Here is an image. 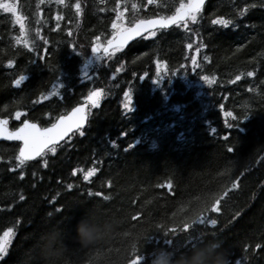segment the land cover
I'll return each mask as SVG.
<instances>
[{
    "label": "trees",
    "instance_id": "1",
    "mask_svg": "<svg viewBox=\"0 0 264 264\" xmlns=\"http://www.w3.org/2000/svg\"><path fill=\"white\" fill-rule=\"evenodd\" d=\"M0 2L16 4L34 44L29 51L17 43L19 24L0 9L2 117L19 111L31 121L49 122L86 101L90 91L104 93L100 108L92 109L86 134L57 147L55 155L48 153V167L39 159L15 168L17 145H0V236L14 230L0 264H29L41 233L57 223L70 230L93 204L101 205L106 215L125 218L130 234L148 233L137 253L140 264H149L155 249L187 250L208 240L229 251L231 264H264V0H210L188 29L159 30L102 61L90 50L94 43L111 39L117 10L124 13L125 26H131L140 19L174 14L182 0H65L67 7L55 0ZM77 2L83 9L80 16ZM57 14L64 17L59 29ZM219 18L233 23L228 28L211 23ZM201 44L206 47L197 54ZM45 48L49 56L39 60ZM193 56L199 68L193 69ZM9 60L12 68L7 67ZM249 71L255 75L249 77ZM20 75L28 81L16 88L13 82ZM237 75L241 79L231 83ZM202 76H215L216 82L208 85ZM53 81L59 94L38 105ZM130 89L131 111L126 112L124 92ZM230 145L232 153L227 151ZM92 168L98 171L85 181ZM237 178L240 186L221 201L220 213H206L218 220L215 228L182 230L204 201L231 189ZM169 182L171 189L159 187ZM132 243L136 241L122 236L104 249L108 264H118ZM94 255L80 253L79 264H90Z\"/></svg>",
    "mask_w": 264,
    "mask_h": 264
},
{
    "label": "snow or ice",
    "instance_id": "2",
    "mask_svg": "<svg viewBox=\"0 0 264 264\" xmlns=\"http://www.w3.org/2000/svg\"><path fill=\"white\" fill-rule=\"evenodd\" d=\"M55 2L59 5H64L67 7L68 5L65 3V0H55ZM104 0H101L103 3ZM155 0H148L149 4L154 3ZM40 3H44V0H40ZM205 5V0H187V2H182L176 7L175 12L171 16H160L159 18L154 19H140L135 21L132 26H125L124 24V13L120 11H116V19L112 21L111 28L113 30L111 39L107 41V47H103V52L108 55L109 49L120 50L124 47L125 44L128 43L133 37L140 36L142 33L148 32L151 36H156V31L154 29H167L171 25H176L178 27H182L184 29H188L189 22L192 24L197 23L198 17ZM119 4H117V9H119ZM39 7V4L37 5ZM76 15L80 16L83 12L82 6L79 2L75 5ZM137 5L133 4V10L137 9ZM0 9H3L4 12L12 13L15 16L16 23L19 24L20 33L21 35L16 38L17 43L23 42L24 46L28 48L29 51H34V44L28 38V31L25 27V23L20 15L17 14V6L14 3H5L0 2ZM103 11V9H100ZM247 11V9H245ZM244 13L241 12L240 15ZM57 21L56 28L59 29V21L63 20L64 17L57 14L55 17ZM213 25H220L223 28H228L229 25L233 23L232 20L228 19H213L211 21ZM39 29H37V35H39ZM71 35V32H69ZM147 38V37H146ZM43 39V37H41ZM96 41L100 40V37L97 36ZM49 42L48 40H44V44L47 45ZM188 49H192V44L189 43L187 45ZM202 47H206V45L201 44L196 48V53L199 54L200 49ZM102 46L99 43H94L91 52L95 56L98 61L103 60V56L99 55ZM75 50V48H73ZM79 54V52H78ZM49 56V49L45 48L43 55L38 53V59L44 60ZM205 60L209 58L207 56L204 57ZM36 63V61H33ZM192 65L193 69L199 68L200 65L198 64L196 56L192 57ZM8 68L13 67V61L9 60L7 64ZM249 77L255 75L254 72L249 71L247 73ZM201 79L207 83L208 85H212L216 82V77L212 76H202ZM241 79L240 75L235 77L234 81L231 83H235ZM28 81L27 75H20L18 79L14 80V86L20 88L23 84ZM251 91V89H249ZM58 92V85L53 84V91L48 93L47 96H42V100H46L49 96H57ZM104 93L102 89L96 91H90L88 96L86 97V101L83 105L77 106L72 109V111L67 115H61L57 122L52 123L50 127H40L36 123L30 122L28 119H24L22 122V126L16 128L15 130H10L8 128V120H0V139L7 140V141H20L22 142V146L19 147L18 155L15 156V168L23 169L28 165V162L35 160L37 157H40L43 161V166H49V160L45 157L48 153H52L53 155L57 152V146L59 145L60 141H64L69 134H74L75 131H79L80 136H84L86 133L83 130L85 126L88 124V117L90 114V109H98L100 108V101L103 97ZM131 103H132V94L131 89L129 91L124 92V100H123V108L126 112L131 111ZM90 105V108H89ZM223 107V106H222ZM16 119H20L24 113L16 112ZM226 116H231V112L225 113ZM235 119V117H233ZM227 127H232V125L227 124ZM224 140L227 142L229 140L228 136L224 137ZM115 147V146H113ZM234 150L233 146H229L227 151L232 153ZM15 168L12 171H15ZM98 169L92 168L87 171L83 177L85 181H88L92 176L96 174ZM75 171L73 175H75ZM35 175V173H33ZM20 180H23L24 173L21 172L19 176ZM111 187V183L108 185ZM168 187L169 189L172 188V183L169 182L167 185H159V187ZM240 186V180L237 178L235 181L232 182L231 189H226L221 195H217L213 197L210 201L206 200L200 207L198 211V215L192 219L191 223L185 222L183 223L182 230L184 232H188L190 228H193L195 225H210L212 228H215L218 224V220L216 218H210L206 213H217L219 214L221 211V201L228 196V193L232 189H236ZM67 188L71 190L73 185L69 183ZM92 193H89L91 196ZM95 195L97 197L103 198V200L108 201L110 197L108 195L102 194L100 192H96ZM25 196L21 195L20 200H24ZM57 212L61 211V209H57ZM132 219H139V217L133 216ZM171 233H175L177 231L176 228H170L168 230ZM14 235V230L9 228L7 231L3 233V236H0V261H2L5 256L8 254L9 245L12 242V237ZM127 235V234H126ZM215 235V233H213ZM257 249L261 247L260 244L256 245ZM119 251V250H117ZM134 256L132 259L129 260V264H140V256L137 254V248H133ZM236 264H240V261H236Z\"/></svg>",
    "mask_w": 264,
    "mask_h": 264
},
{
    "label": "clouds",
    "instance_id": "3",
    "mask_svg": "<svg viewBox=\"0 0 264 264\" xmlns=\"http://www.w3.org/2000/svg\"><path fill=\"white\" fill-rule=\"evenodd\" d=\"M125 223V218L106 215L101 205L93 204L70 230L57 223L41 233L28 255V262L79 264V254L88 252L95 253L90 264H108L104 249L122 236H129L136 243L124 250L118 262L129 264L134 256L133 248L139 251L148 233L137 231L132 235L125 229ZM128 252L132 255L129 256ZM149 264H231V260L229 251L220 242L208 240L187 250L155 249Z\"/></svg>",
    "mask_w": 264,
    "mask_h": 264
},
{
    "label": "water",
    "instance_id": "4",
    "mask_svg": "<svg viewBox=\"0 0 264 264\" xmlns=\"http://www.w3.org/2000/svg\"><path fill=\"white\" fill-rule=\"evenodd\" d=\"M207 0H205V2H206ZM173 25H171L169 28H171ZM157 29H159V28H157ZM157 29H154V30H157ZM146 34H148V32H145V33H142L140 36H137V37H133L131 40H129L128 41V43L127 44H125L124 45V47H126V46H128L130 43H132V42H134L135 40H137V39H139V38H141V37H143L144 35H146ZM0 120H8L7 118H0ZM8 128H9V122H8ZM10 129V128H9ZM11 130V129H10ZM0 141H7V140H2V139H0ZM13 142V141H12ZM18 142H20V141H18ZM61 142V141H60ZM59 142V143H60ZM21 143V146H22V142H20Z\"/></svg>",
    "mask_w": 264,
    "mask_h": 264
}]
</instances>
